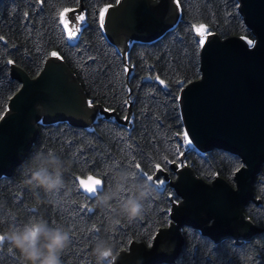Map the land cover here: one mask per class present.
Returning <instances> with one entry per match:
<instances>
[{
	"label": "trees",
	"instance_id": "obj_1",
	"mask_svg": "<svg viewBox=\"0 0 264 264\" xmlns=\"http://www.w3.org/2000/svg\"><path fill=\"white\" fill-rule=\"evenodd\" d=\"M117 1L81 0L84 19L69 38L62 19L67 9L80 6V0H0V118L20 87L11 77L10 65L35 76L53 51L74 73L91 103L114 109L123 118L127 94L130 101L126 124L114 114H101L88 127L64 120L38 123L23 160L0 177V233L7 232L10 223L20 226L38 218L51 226H63L71 243L62 254V264H95L91 253L98 237L114 241L117 254L128 249L131 240L150 246L158 227H167L171 221L166 195L174 202L181 200L165 179L176 178L172 163L188 165L205 181L220 176L232 185L234 171L242 165L236 153L216 147L199 151L192 143H184L186 130L178 100L181 88L201 75L199 41L203 37H197L199 26H204V34L240 35L253 42L238 0H178L179 18L173 26L150 41L129 43L123 55L129 67L127 77L120 52L100 26L101 10ZM48 149L70 162L66 188L53 195L41 191L37 198L20 186L22 165L36 151ZM116 168L132 170L141 179L151 177L156 188L144 214L131 222L101 210L96 196L83 186L100 179L102 193L111 186ZM78 178L84 179L82 184ZM253 198L260 201L248 200L242 209L253 223L264 227V162L255 175ZM180 233L183 242L175 256L156 264H264V231L238 244L233 237L214 240L186 223L180 226ZM0 264L24 261L5 241L0 243Z\"/></svg>",
	"mask_w": 264,
	"mask_h": 264
},
{
	"label": "water",
	"instance_id": "obj_2",
	"mask_svg": "<svg viewBox=\"0 0 264 264\" xmlns=\"http://www.w3.org/2000/svg\"><path fill=\"white\" fill-rule=\"evenodd\" d=\"M238 2V10L254 36L253 42L249 44L240 35L204 34L201 75L181 88L178 99L193 147L199 151L216 147L240 156L242 165L234 171V185L220 176L205 181L182 164L174 180L165 177L181 197L174 202L170 194L166 195L171 203L169 226L158 227L150 246L131 240L128 249L119 251L116 264L168 261L183 242L180 226L185 223L214 240L233 237L237 244L264 231L242 209L248 200L260 201L253 198V182L264 162V0ZM106 8L102 28L123 62L129 41L155 39L179 18L176 0H118ZM80 11L81 0L79 7L67 9L65 18L69 25L79 26ZM197 37L201 35L197 33ZM10 66L11 77L20 82V87L0 118V177L23 160L36 136L38 123L64 120L88 127L101 114H114L117 121L125 124L128 120V94L123 118L114 109L108 111L100 103H91L61 57L50 55L35 76L13 63ZM124 68L127 77L129 67L125 62ZM128 89L130 92L129 86ZM178 166L179 163L171 164L173 169ZM158 173L164 174L161 169ZM78 181L82 184L84 179Z\"/></svg>",
	"mask_w": 264,
	"mask_h": 264
},
{
	"label": "clouds",
	"instance_id": "obj_3",
	"mask_svg": "<svg viewBox=\"0 0 264 264\" xmlns=\"http://www.w3.org/2000/svg\"><path fill=\"white\" fill-rule=\"evenodd\" d=\"M54 150L36 151L22 165L20 186L26 187L39 198L40 192L53 195L66 188L65 172L69 166ZM92 182L88 185L91 190ZM101 184L91 193L96 196V206L108 210L112 217H122L129 222L141 217L145 204L155 194L151 177L141 179L126 168L112 170V183L101 193ZM7 241L18 251L24 264H62V254L71 243L69 231L63 226H51L47 220L38 218L17 226L9 224V230L0 233V243ZM95 264H116V243L98 237L92 248Z\"/></svg>",
	"mask_w": 264,
	"mask_h": 264
},
{
	"label": "snow or ice",
	"instance_id": "obj_4",
	"mask_svg": "<svg viewBox=\"0 0 264 264\" xmlns=\"http://www.w3.org/2000/svg\"><path fill=\"white\" fill-rule=\"evenodd\" d=\"M177 3H178V0H177ZM106 12H107V8L101 10V12H100V26H101V27L104 26V17H105V13H106ZM79 19H80V20H83L84 17H83V16H80ZM76 31H79V29H76ZM196 31L198 32V34H200V35L203 37V36H204V32H205V28H204V26H199V27L196 29ZM74 35H75V32H70V33H69V38H72ZM203 42H204L203 39H201V40L199 41V43H200L201 45H203ZM251 43H252V42L249 41V44H251ZM50 55H51L52 57L60 58V57H59V53L56 52V51L51 52ZM9 63H12V62L9 61ZM160 83L163 84L164 81L161 80ZM183 137H184V143H186V144H191V140L188 139V133H187V132H184V133H183ZM92 182H95V183L93 184V187H92L91 190L89 189L88 184H84V185H83V186L86 188V190H87L88 192H90V193H91L92 191L95 190V186H96V185H98V184H102V181H101L100 179H95V180H93ZM161 183H162V182H161Z\"/></svg>",
	"mask_w": 264,
	"mask_h": 264
},
{
	"label": "rangeland",
	"instance_id": "obj_5",
	"mask_svg": "<svg viewBox=\"0 0 264 264\" xmlns=\"http://www.w3.org/2000/svg\"><path fill=\"white\" fill-rule=\"evenodd\" d=\"M62 20H63L64 25H65V28H66V30H67V32H68V36H69V33H70V32H75V34L77 33L76 29H79L80 24H79V26H71V25H69V24L67 23V21H66L65 15H64V17H63ZM74 36H75V35H74ZM74 36H73V37H74ZM129 43H130V41H129ZM181 165H182V164H180V166L174 168V169H175V172L177 171L178 168L181 167ZM167 180H168V179H167ZM170 180H172V179H170ZM210 221H211V220H209L208 223H210Z\"/></svg>",
	"mask_w": 264,
	"mask_h": 264
},
{
	"label": "flooded vegetation",
	"instance_id": "obj_6",
	"mask_svg": "<svg viewBox=\"0 0 264 264\" xmlns=\"http://www.w3.org/2000/svg\"><path fill=\"white\" fill-rule=\"evenodd\" d=\"M244 240V239H243Z\"/></svg>",
	"mask_w": 264,
	"mask_h": 264
}]
</instances>
